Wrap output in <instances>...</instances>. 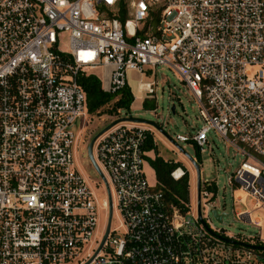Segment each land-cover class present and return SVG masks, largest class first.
<instances>
[{
	"label": "built area",
	"instance_id": "obj_1",
	"mask_svg": "<svg viewBox=\"0 0 264 264\" xmlns=\"http://www.w3.org/2000/svg\"><path fill=\"white\" fill-rule=\"evenodd\" d=\"M157 67L199 106L202 126L176 139L201 152L214 131L240 152L229 184L264 211V0H0V264H264V250L225 241L264 248L260 236L206 221L214 191L200 189L203 224L197 194L182 212L149 186L151 127L122 122L95 140L104 199L76 166L88 113L78 80L101 70L103 92L116 94L129 73ZM137 90L154 93L142 80ZM107 188L118 225L100 248Z\"/></svg>",
	"mask_w": 264,
	"mask_h": 264
},
{
	"label": "rangeland",
	"instance_id": "obj_2",
	"mask_svg": "<svg viewBox=\"0 0 264 264\" xmlns=\"http://www.w3.org/2000/svg\"><path fill=\"white\" fill-rule=\"evenodd\" d=\"M93 74L98 78H102L101 70L94 71ZM127 77L128 87L126 88L133 93L129 109L127 111L118 110L116 114L112 115L106 113L120 99V95H117L112 97L97 112H88L81 132V139L75 148V164L94 188L100 200L104 199L102 181L88 158L87 146L96 134L114 120L123 118L125 115H131L133 118H139L155 124L185 154L198 161L196 147L189 143H181L176 139L178 135H192L195 130L202 126L198 117V103L185 87L179 75L166 67H157L154 71L146 72L144 77H140L135 72L129 73ZM140 80L152 83L154 93H138L137 83ZM145 101H147L146 105H144ZM152 130L156 146L155 151L146 153V160L143 164V170L149 186L156 185L155 174L149 160H154L158 155L164 161L178 165L177 168L171 171V177L172 172L178 168H181L183 172H188L190 200H193L196 194L194 168L184 154L166 137L155 129L152 128ZM244 161L245 158L241 153L224 142L214 131L208 134V145L200 152L201 187L214 191L208 207L214 208L218 215L223 213L225 215L222 217V222L216 220L212 213H206V210L203 216L206 221L210 222L212 227L223 230L228 235L245 239L260 236L261 239H264V211L255 210L251 203L252 197L248 193L239 190V186L235 183L229 184V180L233 177L235 170ZM237 212H249L252 222L258 220L261 229L259 230L250 223L236 217L235 213ZM117 225V217L114 214L112 226L116 227Z\"/></svg>",
	"mask_w": 264,
	"mask_h": 264
},
{
	"label": "trees",
	"instance_id": "obj_3",
	"mask_svg": "<svg viewBox=\"0 0 264 264\" xmlns=\"http://www.w3.org/2000/svg\"><path fill=\"white\" fill-rule=\"evenodd\" d=\"M78 81L79 85L85 92L89 113L97 112L101 107L107 104L112 97L117 95H120V99L114 104V107L106 113L108 115H112L116 114L118 110L127 111L129 109L133 96L128 88H125L116 94H107L103 92L100 80L93 75L82 76ZM146 104L147 101L144 102V105ZM155 147L153 135H150L143 151L145 153L155 151ZM196 154L198 156L197 162L200 164V151L198 148H196ZM149 162L155 174V186L163 193L165 202L168 205L178 208L184 212L186 210V205L190 202V183L188 172H185L183 177L180 179L174 180L170 176V173L173 169L178 167L177 164L164 161L158 155L154 160H149Z\"/></svg>",
	"mask_w": 264,
	"mask_h": 264
},
{
	"label": "water",
	"instance_id": "obj_4",
	"mask_svg": "<svg viewBox=\"0 0 264 264\" xmlns=\"http://www.w3.org/2000/svg\"><path fill=\"white\" fill-rule=\"evenodd\" d=\"M122 122H128V123H134V124H140V125H145V126H149L153 129H155L157 132H159L160 134H162L164 137H166L178 150H180L184 156L187 158V160L189 161V163L191 164V166L194 168L195 174H196V194H197V209H198V217L201 221V223L204 224V222L201 220V214H200V189H201V176H200V168H199V164L197 162V160L191 158L190 156H188L187 154H185L174 142L173 140H171L166 134H164L161 129L159 127H157L155 124L139 119V118H133L131 115L127 116V117H123V118H119L114 120L113 122H111L108 126H106L103 130H101L98 134H96L92 140L90 141V143L87 146V155L88 158L90 160V162L93 164L95 170L99 173L97 167L95 166L94 162H93V158H92V147L93 144L95 142V140L97 139V137H99L102 133H104L105 131H107L108 129H110L111 127H113L114 125L118 124V123H122ZM107 196L109 199V209H108V219H107V225H106V230H105V234L103 237V240L101 242V246L102 247L103 243L105 242V240L107 239V235L109 233V229H110V225H111V219H112V205H111V199H110V194L107 188ZM213 216L216 218V220H218L219 222L221 221V215H217L215 211L212 212ZM226 242L228 243H232V244H239L242 246H246L248 248L251 249H258V250H264L263 247H257V246H252V245H248V244H244L241 242H234L232 240L229 239H225Z\"/></svg>",
	"mask_w": 264,
	"mask_h": 264
},
{
	"label": "bare ground",
	"instance_id": "obj_5",
	"mask_svg": "<svg viewBox=\"0 0 264 264\" xmlns=\"http://www.w3.org/2000/svg\"><path fill=\"white\" fill-rule=\"evenodd\" d=\"M143 88H146V86L145 87H143ZM179 174V172H177V175Z\"/></svg>",
	"mask_w": 264,
	"mask_h": 264
},
{
	"label": "crops",
	"instance_id": "obj_6",
	"mask_svg": "<svg viewBox=\"0 0 264 264\" xmlns=\"http://www.w3.org/2000/svg\"><path fill=\"white\" fill-rule=\"evenodd\" d=\"M137 92H138V90H137ZM133 94V93H132ZM141 94V93H140ZM143 99V98H142Z\"/></svg>",
	"mask_w": 264,
	"mask_h": 264
}]
</instances>
